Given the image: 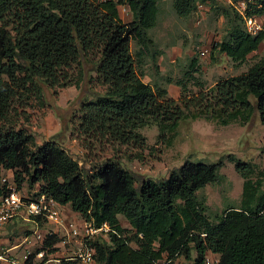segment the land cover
I'll return each mask as SVG.
<instances>
[{
  "label": "trees",
  "instance_id": "1",
  "mask_svg": "<svg viewBox=\"0 0 264 264\" xmlns=\"http://www.w3.org/2000/svg\"><path fill=\"white\" fill-rule=\"evenodd\" d=\"M199 1L174 0L173 7L188 15ZM120 5L128 6L130 20L123 21ZM219 8L227 32L214 48L241 65L264 41V20L251 32L234 6ZM158 12L159 0H0V195L7 191L3 171L13 170L10 180L18 187L28 174L31 186L40 182V193L71 203L95 224L107 221L116 232L88 241L99 264H176L180 254L205 264L208 251L219 256L217 264H264V171L255 163L230 155L245 178L242 201L212 219L197 190L219 178L218 163L186 159L168 176L141 182L114 159L87 172L56 141L37 144L35 134L14 118L32 100L43 103V83L54 86L66 67L90 60L105 88L81 103L79 127L96 139L141 146L140 128L154 123L171 144L182 120L202 116L221 125L245 124L257 111L264 123V56L245 72L201 87L200 95L179 99L143 79ZM245 12L264 17V0H247ZM199 68L193 56L184 76L196 79ZM175 82L185 89L183 79ZM56 241L50 235L43 246ZM26 264H34L33 255Z\"/></svg>",
  "mask_w": 264,
  "mask_h": 264
},
{
  "label": "rangeland",
  "instance_id": "2",
  "mask_svg": "<svg viewBox=\"0 0 264 264\" xmlns=\"http://www.w3.org/2000/svg\"><path fill=\"white\" fill-rule=\"evenodd\" d=\"M173 1L159 0L157 22L149 29L155 44L151 52L144 56L143 76L151 84L165 86L169 97L179 99L182 95H200L201 87L207 89L220 78L245 72L251 63L264 56V41L238 66L225 53L214 48L216 41L227 32L226 18L219 7L229 4L234 6L233 2L238 5L237 0L199 1L196 9L188 15L178 14L173 7ZM119 7L123 21L130 20L128 6ZM263 20L264 17L259 16V21ZM130 43L132 51L135 52L138 47L136 42L131 40ZM193 56L198 57L200 64L199 70L194 71L196 79L184 76ZM168 76L175 81L183 79L186 82L185 89L175 81L168 82ZM104 88L96 78L92 61L86 60L82 66L73 63L65 68L56 85L43 83V103L32 100L31 105L20 107L19 115L15 114L14 118L19 121L18 124L24 125L35 134L37 144L56 141L87 172L97 170L106 159H114L120 166L134 172L137 182H141L143 179L168 176L174 168L184 164L186 159L218 163L219 178L197 190L212 219H217V215L230 205L240 206L242 201L245 178L230 155L251 161L257 165V171H264V123L257 111L245 124L232 122L221 125L204 116L182 120L171 144L163 136H159L158 126L154 123L140 128L145 137L141 146L132 142L96 139L85 135L79 127L81 103L94 99ZM109 167L110 164L103 170ZM3 174L8 179L13 178V170L5 169ZM24 175L25 179L18 187L19 192L24 196L35 197L40 193V182L31 186L27 181L28 174ZM262 177L264 188V174ZM58 207L65 222L80 225L83 217L71 203L60 204ZM122 223L128 225L124 219ZM36 227L42 232H47L48 229L57 231L53 233L57 239L53 252L48 250L42 256L35 255L34 251L42 246V242L36 241L32 234ZM27 235L32 242L26 240ZM80 239L68 238L54 222L42 219L36 225L31 218L22 215L0 225V245L9 247L16 243L11 251L18 252L29 246L34 254V264H83L77 259H68L67 255L80 243ZM192 255H195V250H192ZM212 259H217L216 254ZM175 261L176 264H193V260L184 254H180ZM1 264L11 263L2 261ZM92 264L99 263L94 261Z\"/></svg>",
  "mask_w": 264,
  "mask_h": 264
},
{
  "label": "built area",
  "instance_id": "3",
  "mask_svg": "<svg viewBox=\"0 0 264 264\" xmlns=\"http://www.w3.org/2000/svg\"><path fill=\"white\" fill-rule=\"evenodd\" d=\"M246 2L247 0H237L238 5L234 2L233 5L243 15L247 29L251 32H257L262 28V22L259 21L256 16L246 14ZM202 53H204V51H202ZM2 182L5 183L7 191L0 195V225H4L19 215L31 218L36 225H38L42 219L48 222H54L59 229L63 230L68 238L80 237L82 239H80V243L75 246L71 253L67 254L68 259H77L83 264H92L95 261V249L88 241L98 237L109 239L110 232H116V229L107 221L95 224L93 220L83 218L80 225H76L73 222H65L62 219L61 210L58 207L60 203L52 196H48L44 192L39 193L35 197L24 196L19 192L18 186L14 180H10L6 176H3ZM53 233H57V231L48 229L47 232H42L36 227L35 233L33 232L32 234L36 241L42 242V246L39 247L37 251H34L35 255L42 256L46 251L49 250L53 252L56 249L54 247L55 242L51 246L53 250L43 246L45 239L53 235ZM26 240L32 242V239H30L28 235L26 236ZM15 244L9 247L0 245V263L2 261H7L11 264H26L31 255L34 256L29 246L22 249V252H18V250L11 251L15 248ZM213 255H215V253L211 251L207 252L205 264H217L219 256L216 255L217 259L214 261L212 259Z\"/></svg>",
  "mask_w": 264,
  "mask_h": 264
}]
</instances>
